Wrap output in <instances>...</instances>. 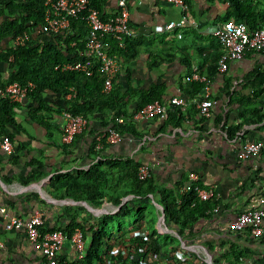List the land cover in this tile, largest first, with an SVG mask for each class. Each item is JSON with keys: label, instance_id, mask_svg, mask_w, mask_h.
Listing matches in <instances>:
<instances>
[{"label": "crops", "instance_id": "crops-1", "mask_svg": "<svg viewBox=\"0 0 264 264\" xmlns=\"http://www.w3.org/2000/svg\"><path fill=\"white\" fill-rule=\"evenodd\" d=\"M239 1L242 5L239 14H258L256 24L264 27V0ZM186 4L183 13L165 0L129 2V21L136 33L133 39L138 40L140 46L139 56L126 66L120 64L113 82L122 92L128 86L133 90H146L154 84H164V99L174 95L194 99L201 92L193 91L198 81L191 76L197 72L209 79L212 98L216 101L212 115L202 117L188 100L186 107L174 108L175 113L180 112L178 123L169 125L159 118L134 119L138 136L124 133L113 143L105 139L106 145L103 147L102 142L98 152L90 151L97 137L104 134L97 116L88 120L83 132L71 144L61 142L65 123L62 113L71 95L45 94L44 101L51 111L41 114L48 119L49 126L32 119L30 113L36 101L25 96L15 101L19 106L15 107L12 121L0 128V204L9 215L26 218L39 212L44 222L43 231L63 230L71 223H87L103 215L117 214L124 204L142 206L146 210L142 209L136 218L135 213L131 215L134 217L132 225L118 226L119 232L113 234L115 238L132 234L138 225L141 226L136 233L142 230L145 233L149 222L163 233L154 236L159 243L179 244L178 257L186 252L192 264L207 263L198 255V249H205L211 255L212 264H229L232 258L225 255H230L233 246L244 255L239 258V261L243 258L244 264H257L264 258V234L257 239L228 227L239 212L257 207L264 197V52L247 51L241 60L229 62L228 68L221 71L218 57L222 49L209 28L225 21L229 3L226 0H188ZM116 8V0L103 1L107 18ZM234 13L238 15L236 10ZM184 15L187 22L180 38L175 30L155 31L156 25ZM230 17L235 19L233 14ZM83 31L82 41L86 34V30ZM66 32L69 36L75 35L70 29L55 35L28 33L34 43L49 41L65 49L63 43L67 37L63 35L61 39L58 35ZM55 37L59 38V43L55 42ZM5 47H13V39L6 40L0 50ZM186 55H189L188 62L184 61ZM11 72L8 62L0 60V81L8 80ZM3 98L0 96V101ZM135 100L127 105L128 113L135 109ZM255 108L258 112H252L254 114L243 112ZM242 128L244 133L236 137ZM5 135L11 143L10 153L2 146ZM246 140L263 141L258 156L240 157L241 143ZM98 153L105 157L103 161L129 160L148 165L147 181L153 182L155 194L150 193L145 198L131 194L135 189L125 178L127 171L107 165L113 176L108 177L111 184L106 185L107 194L100 204L75 199L73 196L79 194L75 191L79 172L87 170ZM190 171L197 172L202 185L212 190L215 204L208 217L198 218L178 233L179 228L166 222L165 217L161 220L157 193L158 189L172 190L176 185H188ZM65 178L72 179L73 188L64 185ZM115 197H119V202H113ZM4 222L0 217V264H47L38 243L31 242L21 229H5ZM169 254L161 257V264H172ZM59 257L67 261L76 258L70 241H65Z\"/></svg>", "mask_w": 264, "mask_h": 264}, {"label": "trees", "instance_id": "trees-1", "mask_svg": "<svg viewBox=\"0 0 264 264\" xmlns=\"http://www.w3.org/2000/svg\"><path fill=\"white\" fill-rule=\"evenodd\" d=\"M103 1L89 0L88 5L96 8L100 17L105 20L107 16L103 13ZM185 1L188 3V0ZM226 1L229 3L230 8L227 10L224 20H228L233 14L236 21L244 20L250 30L255 27H263L260 24H256L255 19L259 17L258 14L255 15L253 12H248L247 16H242V12L239 14L238 11L242 8L239 0ZM45 10V0H0V47L6 40H14L16 36L33 31L38 25L42 24ZM234 10L237 11L238 15H235ZM69 29L74 32V36L67 35V32L58 35L61 39L63 35L67 37L63 43L66 45L65 49H63L62 45L53 44L49 41L34 43L32 40L27 41L24 45L2 48L0 50V60L8 62L12 69L8 80L1 79L2 85L5 86L12 82H17L20 85L33 84L34 87L27 93V97L34 99L36 106L30 114L32 119L45 126H49L48 119L41 112L51 111L47 107L46 101H44L45 94L52 92L67 95L72 92L71 97L65 101V110L75 115H82L88 120L93 116H97L104 128V135H107L110 131H115L120 136L124 133L138 136L139 132L134 126V120H132L133 114L149 102L154 100L162 101L166 93L165 85L154 84L146 90H133V88L128 86V89L122 92L113 82L111 90L107 93L103 92V78L98 66L95 67L97 65L96 62L87 60L83 55L84 41L81 39L85 32L83 30H87L85 22L72 20ZM103 41L108 55L116 57L120 64L126 66L139 56L140 46L136 39H125L124 47H120L112 36H105ZM55 42L59 43L58 37H55ZM71 42H74L73 46H71ZM186 57L187 60L185 59L184 61L188 62L189 55H186ZM75 60L93 63L94 69H92L90 74H87L83 71L55 68L57 65ZM124 68L126 69V67ZM202 88V83L195 82L193 85V91L195 92L201 91ZM134 98L136 99V107L131 113H128L127 105ZM17 106L19 104L11 103L7 98L1 99V129L12 121L15 116V107ZM174 108V106H169L167 116L163 119L169 125L179 122L180 112L175 113ZM243 112L254 114L252 112H258V109H245ZM119 118H122L123 122H120ZM5 137L7 136L5 135ZM101 140L104 147L106 145L105 136L101 137ZM92 146L93 149L91 147L90 151L95 150V144ZM97 155L99 156V153ZM104 159L105 157L100 155L87 170L79 172L78 180L77 182L75 181V188H77L75 191H78L77 193L79 194L73 196L75 199L88 200L96 205L100 204L107 194L105 191L106 185H110L109 182H111L108 177L113 176L110 174L107 165L116 166L127 171L125 178L135 189V193L131 194H135L140 198L148 197L150 193L155 194L153 193L155 191L153 182L147 181L148 179L144 181L138 179L137 170L140 164L129 160L127 162L115 160L111 162L107 159V161H103ZM65 179L64 185L72 187V179ZM184 185L181 187L176 185L172 190L158 189L157 193L159 196L158 202L164 208L166 222L172 223L179 228L178 233L189 228L198 218L208 217L215 204L212 196L207 200H201L192 189L182 192L181 189ZM203 188L208 189L205 186ZM118 198L115 197L113 202H119ZM142 209V206L138 208L137 206L129 207L124 204L120 207L117 214L103 215L87 223L76 222L67 225L63 231L71 235L75 228H80L86 241L83 256L74 262L71 261V264H161V257L166 258L169 253L172 264H192L189 258L186 257V252L181 255L183 259L180 256L178 257L177 253L181 251L177 249L179 244L171 246V244L166 245L168 242H158L154 236L162 234L153 227V223L148 222L146 226L147 232L145 231V233L144 230L136 233L141 226L138 225L137 230L133 233L131 232L132 234L125 237H114V233L111 231V224L118 222V226H122L120 219L134 213L136 218L138 213H142ZM168 249V254H165ZM231 250L230 255H225L226 258H232L229 264H244L243 258L239 261L240 255L242 257L244 255L235 251L236 248L234 246ZM153 254H156L158 258L155 260L150 258ZM185 259L186 261H184Z\"/></svg>", "mask_w": 264, "mask_h": 264}, {"label": "built area", "instance_id": "built-area-1", "mask_svg": "<svg viewBox=\"0 0 264 264\" xmlns=\"http://www.w3.org/2000/svg\"><path fill=\"white\" fill-rule=\"evenodd\" d=\"M131 0H116V11L113 15L103 20L97 9L90 7L89 0H45L46 10L44 21L38 25L33 31V34H58L69 29L71 21H84L87 27L84 35V51L83 55L87 60H94L98 70L103 78L102 91L107 93L111 90L113 80L120 68L119 60L116 57L109 56L103 38L112 36L120 47H124L125 39L136 36L129 21V2ZM179 7L184 13L187 9L185 0H165ZM187 22V18L181 16L178 20H171L164 24H159L154 27L157 32L176 31L177 37L182 36V28ZM209 33L217 38L222 52L218 58V65L221 71L228 68L231 61L241 59L245 51L252 49L256 51H264V27H256L252 30L248 28L245 22L229 19L221 24L213 25L209 28ZM30 41V33L25 32L18 35L13 40V46L24 45ZM56 69L83 71L90 74L94 69L93 63L84 60L67 61L61 65H57ZM193 79L202 83L203 88L200 95L194 99H188L182 96H170L161 100H154L144 105L139 111L132 116L134 119H165L169 106L177 108L186 107L189 103H193L202 117L209 118L212 115V109L216 103L212 98V91L209 79L200 73L194 72L191 76ZM34 85L28 83L20 85L17 82L9 83L5 86L0 81V96L8 98L15 102L22 100L27 93L33 89ZM72 95V92L69 93ZM62 116L65 120L61 142L63 144H71L77 134H80L88 124V119L82 115L72 114L68 110H64ZM123 122L122 118H119ZM244 133V128L236 133L239 137ZM106 142H116L120 135L115 131H110L104 135ZM3 148L9 153L11 143L7 137L2 139ZM96 151L102 149L101 136L97 137L95 146ZM263 148V141H243L240 147V157L242 159L253 158L259 155ZM100 155L96 156L98 159ZM150 168L146 164H140L137 170V177L144 181L149 176ZM189 184L184 185L182 192L192 189L195 195L201 200H207L213 195L211 189L203 188L200 182V176L195 171H190L187 175ZM0 217L5 222L4 226L7 230L21 229L23 230L31 242H36L40 245L43 255L46 258L47 264H71V261H62L59 257V252L62 249L65 241H70L76 251V258L72 262L81 258L84 254L86 241L83 232L80 228H75L71 235H68L61 229L51 231H42L43 225L42 214L35 212L29 217L23 218L16 215H9L6 208L0 204ZM264 197H261L259 205L252 209H245L239 212L233 220L230 221L228 227L235 232H246L249 235L259 238L264 234ZM149 257V256H148ZM153 260L157 259V255L153 254ZM181 259L183 257L180 256ZM186 258V257H185ZM62 261V262H61ZM264 264V258L258 263Z\"/></svg>", "mask_w": 264, "mask_h": 264}, {"label": "rangeland", "instance_id": "rangeland-1", "mask_svg": "<svg viewBox=\"0 0 264 264\" xmlns=\"http://www.w3.org/2000/svg\"><path fill=\"white\" fill-rule=\"evenodd\" d=\"M111 184V183H110ZM146 208V207H145ZM144 208V209H145ZM148 208V207H147ZM143 209V210H144ZM146 210V209H145ZM149 217V216H148ZM120 221V223L122 224V226H124V227H128V226H130V225H132L133 224V222H134V217L133 216H128L127 217V219H124V218H122V219H120L119 220ZM111 231L114 233V234H117L118 232H119V228H118V222H115V223H113V224H111ZM163 234V233H162ZM198 255L199 256H201V257H204V259H205V257H206V254H205V252L204 251H202L201 249H198ZM184 261H186V259L184 260ZM189 261L191 262V263H193V261L191 260V256H189ZM205 262H206V260H205ZM205 264V263H204ZM207 264V263H206Z\"/></svg>", "mask_w": 264, "mask_h": 264}, {"label": "water", "instance_id": "water-1", "mask_svg": "<svg viewBox=\"0 0 264 264\" xmlns=\"http://www.w3.org/2000/svg\"><path fill=\"white\" fill-rule=\"evenodd\" d=\"M158 207H159V209H160V213H161V220L163 221L164 220V217H165V213H164V208H163V206L161 205V204H156ZM202 249H204V248H202ZM204 252L206 253V258H205V260H206V262H207V264H212V259H211V255H209L206 251H205V249H204Z\"/></svg>", "mask_w": 264, "mask_h": 264}, {"label": "clouds", "instance_id": "clouds-1", "mask_svg": "<svg viewBox=\"0 0 264 264\" xmlns=\"http://www.w3.org/2000/svg\"><path fill=\"white\" fill-rule=\"evenodd\" d=\"M229 19H233V18H229ZM229 19H228V20H229ZM233 20H235V19H233ZM225 21H227V20H225ZM225 21H223V22H225ZM235 21H236V20H235ZM239 21H243V22H245L244 20H239ZM223 22H222V23H223ZM245 23H246V22H245ZM218 24H221V23H218ZM216 25H217V24H216ZM246 25H247V23H246ZM247 26H248V25H247ZM248 28H249V27H248ZM255 28H256V27H255ZM262 28H263V27H262ZM251 30H252V29H251ZM211 35H212V34H211ZM214 37H215V36H214ZM215 38H216V37H215ZM216 40H217V38H216ZM217 42H218V41H217ZM218 43H219V42H218ZM219 45H220V44H219ZM220 47H221V46H220ZM221 49H222V48H221ZM247 51L264 52V51H256V50H252V49H249V50H247ZM247 51H245V53H246ZM221 52H222V51H220V54H221ZM245 53H244V54H245ZM243 56H244V55H243ZM218 58H219V57H218ZM242 58H243V57H242ZM242 58H241V59H242ZM241 59H239V60H241ZM237 61H238V60H237ZM202 251H203V250H202ZM259 262H260V261H259ZM259 262H258V263H259ZM258 263H257V264H258Z\"/></svg>", "mask_w": 264, "mask_h": 264}]
</instances>
